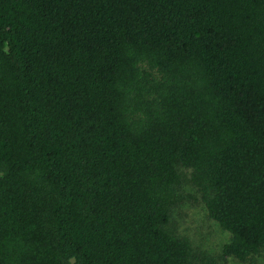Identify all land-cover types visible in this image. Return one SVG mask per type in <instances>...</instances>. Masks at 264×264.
<instances>
[{
    "label": "trees",
    "instance_id": "1",
    "mask_svg": "<svg viewBox=\"0 0 264 264\" xmlns=\"http://www.w3.org/2000/svg\"><path fill=\"white\" fill-rule=\"evenodd\" d=\"M199 200L217 256L172 223ZM262 252L264 0H0V264Z\"/></svg>",
    "mask_w": 264,
    "mask_h": 264
},
{
    "label": "rangeland",
    "instance_id": "2",
    "mask_svg": "<svg viewBox=\"0 0 264 264\" xmlns=\"http://www.w3.org/2000/svg\"><path fill=\"white\" fill-rule=\"evenodd\" d=\"M184 191L196 194L195 188L186 184ZM172 223L181 235L187 236L194 249L219 255L223 245L229 240L230 234L212 218L206 210L203 202L187 201L176 207ZM264 264V252L254 257V261L242 262L236 258H229L227 264Z\"/></svg>",
    "mask_w": 264,
    "mask_h": 264
}]
</instances>
